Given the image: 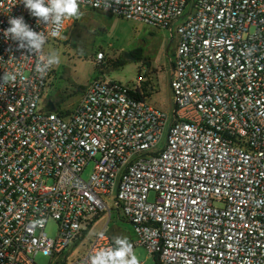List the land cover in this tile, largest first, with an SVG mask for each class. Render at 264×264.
Instances as JSON below:
<instances>
[{"label": "built area", "instance_id": "2783aa9c", "mask_svg": "<svg viewBox=\"0 0 264 264\" xmlns=\"http://www.w3.org/2000/svg\"><path fill=\"white\" fill-rule=\"evenodd\" d=\"M81 7L169 32L173 109L149 101L142 68L128 83L98 75L71 109L50 110L53 69L41 76L37 57L4 33L10 17L23 16L47 35V53L69 20L37 24L20 0H0V83L18 74L0 86V264H36L38 253L52 264H91L111 235L101 230L77 249L113 210L132 225L134 250L143 246L159 264H264V0ZM50 220L56 238L46 233Z\"/></svg>", "mask_w": 264, "mask_h": 264}, {"label": "rangeland", "instance_id": "374dc122", "mask_svg": "<svg viewBox=\"0 0 264 264\" xmlns=\"http://www.w3.org/2000/svg\"><path fill=\"white\" fill-rule=\"evenodd\" d=\"M80 19L68 21L65 38L52 42L47 46V52L56 50L60 54L61 62L53 68V73L45 91V96L51 101L64 99L59 107L71 109L79 99L80 90L89 81L101 74L122 83L136 80L139 71L146 68V85L151 83L153 92L149 101L157 108L166 112L173 109L172 92L169 84L171 76V59L174 56L175 40L171 42L169 32L159 30L137 20H125L109 14L93 13L82 8ZM140 61L125 58V53L138 51ZM102 58L99 59V55ZM132 55V54H131ZM134 57V55H132ZM135 58V57H134ZM125 60L127 63L113 69L116 61ZM166 137V133L164 134ZM93 164L90 163L83 173L88 179ZM153 200L154 194L149 196ZM112 208V203H110ZM108 214H102L93 226L86 232L83 244L77 249L82 253L84 244L101 230L115 236H126L130 242H135L133 227L123 215L112 211L109 223ZM46 233L56 238L57 223L50 220ZM135 253L141 264H158L155 255H149L143 246H136ZM34 261L36 264H52L51 257L38 253Z\"/></svg>", "mask_w": 264, "mask_h": 264}, {"label": "clouds", "instance_id": "9594fccd", "mask_svg": "<svg viewBox=\"0 0 264 264\" xmlns=\"http://www.w3.org/2000/svg\"><path fill=\"white\" fill-rule=\"evenodd\" d=\"M20 2L30 15L36 18L37 24L46 26H59L64 21L80 19L83 15L81 10L83 0H20ZM116 2L118 3L119 0ZM106 6L110 5L106 4ZM8 23L10 27L5 30V36L17 42L19 49L33 54L23 56L37 57L35 71L41 76L60 64V54L56 50L45 53L48 37L44 32L33 30L23 16L10 17ZM17 75L15 72H5L0 86L15 83ZM91 264H141V261L128 237L115 236L112 238L111 246L96 251L91 257Z\"/></svg>", "mask_w": 264, "mask_h": 264}, {"label": "trees", "instance_id": "16d2710c", "mask_svg": "<svg viewBox=\"0 0 264 264\" xmlns=\"http://www.w3.org/2000/svg\"><path fill=\"white\" fill-rule=\"evenodd\" d=\"M89 10L91 12H93V13H100L98 11H94V10H91V9H89ZM131 54L134 55V57H135L134 60L135 61H140L141 56L139 54V50L138 51H135V52H132ZM126 63H127V61H125V60L116 61V62H114V64L112 65V67H113V69H118V68L124 66ZM63 101H64V99L62 97H59V100L58 101H52V102L54 103L55 108L57 109V108H59L60 103L63 102ZM96 219H98V218H96ZM157 259H158L157 256H155V260L158 263V260Z\"/></svg>", "mask_w": 264, "mask_h": 264}, {"label": "water", "instance_id": "95a60500", "mask_svg": "<svg viewBox=\"0 0 264 264\" xmlns=\"http://www.w3.org/2000/svg\"><path fill=\"white\" fill-rule=\"evenodd\" d=\"M125 58H128V59H131V60H134V57L131 55V54H128V53H125ZM47 106H48V108L50 109V110H55V105H54V103L51 101V100H49L48 102H47Z\"/></svg>", "mask_w": 264, "mask_h": 264}]
</instances>
